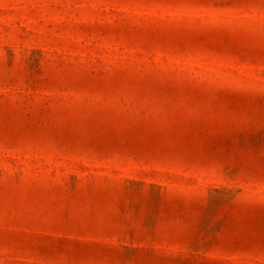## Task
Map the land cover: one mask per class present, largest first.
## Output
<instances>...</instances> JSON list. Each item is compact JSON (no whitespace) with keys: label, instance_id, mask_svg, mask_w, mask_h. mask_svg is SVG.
<instances>
[{"label":"rangeland","instance_id":"rangeland-1","mask_svg":"<svg viewBox=\"0 0 264 264\" xmlns=\"http://www.w3.org/2000/svg\"><path fill=\"white\" fill-rule=\"evenodd\" d=\"M0 264H264V0H0Z\"/></svg>","mask_w":264,"mask_h":264}]
</instances>
